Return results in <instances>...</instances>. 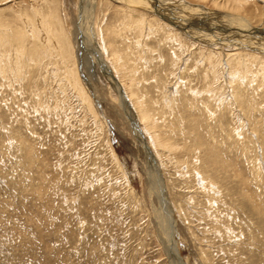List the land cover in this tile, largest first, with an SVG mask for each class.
<instances>
[{
  "label": "rangeland",
  "instance_id": "rangeland-1",
  "mask_svg": "<svg viewBox=\"0 0 264 264\" xmlns=\"http://www.w3.org/2000/svg\"><path fill=\"white\" fill-rule=\"evenodd\" d=\"M125 1L138 4L95 1L94 40L158 161L182 264H264V60L226 44H252L234 15L264 29V0L214 22L212 0L160 5L184 30L142 0ZM80 4L0 0L1 43L10 38L0 46V264H174L148 153L84 38ZM184 4L210 10L191 14ZM51 8L72 44L70 62L46 18ZM31 45L44 50L41 60Z\"/></svg>",
  "mask_w": 264,
  "mask_h": 264
},
{
  "label": "bare ground",
  "instance_id": "bare-ground-1",
  "mask_svg": "<svg viewBox=\"0 0 264 264\" xmlns=\"http://www.w3.org/2000/svg\"><path fill=\"white\" fill-rule=\"evenodd\" d=\"M95 1L96 0H82V5H81V10H80V13H81V16L84 18V38L87 40L88 43L92 44V42L94 43L95 40H96V37H95V33H94V21H93V13L94 11L92 12V10L90 11V8H94V5H95ZM116 1H123V0H116ZM176 1V0H175ZM187 1V0H185ZM200 1H207V0H200ZM213 3L211 5L212 10H214L215 14L213 13L212 16V21L213 20H218V18H222L225 17L224 15H229V13H226L224 11H228V12H234V11H239L242 7V5L244 3L247 2V0H212ZM260 1V0H259ZM263 1V0H262ZM125 3L127 4H131V5H137L138 4V1L136 2H133V1H125ZM141 2V0H140ZM167 0H142V4L140 6L150 10L151 12L153 11V13L155 12L156 14H158V17H160V21L162 20V22H164L163 24L165 25H169L171 24L172 26H175L176 28H180L181 30H184L182 29V25L178 22V20H180V17H177L179 14H176L174 16H171V15H168L167 13V8L169 9H173L171 7H167L169 4L167 3V6L166 7H163L164 8V11L160 10V5H164V3L166 4ZM169 2V1H168ZM182 2V1H180ZM179 2V3H180ZM190 2V1H189ZM264 2V1H263ZM170 3V2H169ZM184 3V1H183ZM202 3V2H201ZM178 4V3H177ZM129 5V6H131ZM171 5V4H170ZM183 5V4H182ZM197 4H194V5H190L188 4L186 6V4H184V8L187 10V12L191 13L192 14V11L193 9H196V12L201 10L202 11H207V10H210L208 9L207 7L205 6H196ZM200 5V4H198ZM210 5V4H209ZM165 6V5H164ZM140 8V7H139ZM176 8V7H175ZM178 8H181L178 6ZM132 9V8H131ZM192 9V10H191ZM33 10V9H32ZM130 10V8L128 9ZM141 10V9H140ZM144 10V9H143ZM142 10V11H143ZM132 11V10H131ZM184 11V10H183ZM145 12V11H144ZM169 12V11H168ZM180 12V11H179ZM148 13V12H147ZM208 13V12H207ZM212 13V12H211ZM2 14V11H0V18L2 17L1 16ZM132 14V13H131ZM140 14V13H139ZM151 14V13H150ZM203 14V13H202ZM218 14H221V15H218ZM134 15V13L132 14ZM210 15V14H209ZM21 16V15H20ZM37 16V15H36ZM152 15H150L151 17ZM189 16V15H188ZM194 16V15H193ZM204 16V15H203ZM232 16V15H231ZM234 16H236L235 21H236V24H237V27L239 25V29L242 31V35L243 33L246 34L247 31H252L249 32L251 33L249 36V38L251 39L252 41V44L251 42L250 43H247L246 40L242 39L243 37L242 36H239V37H242L240 39V41H237V42H233L232 43H226L227 44V47H228V44H229V48L227 49H239L238 47H248L250 48L251 50H256V51H253L254 53H249V54H252L254 55L256 53V56L257 58L260 59V57L262 58V60H264V29L263 28H258L254 25H250V20L242 15H239V14H235ZM122 17V16H121ZM139 17V16H138ZM138 17H135V18H138ZM153 17V16H152ZM46 18L48 19H52V22L54 23V27H53V33L54 35L57 37V42H58V45L60 47V52L64 53L63 55L66 56L68 58V61L69 59H71V57L73 56V53H72V50H73V47H72V44L71 42L68 40L67 36L66 35H63L64 33H62L60 31V18H58V14L56 12V10H54L53 8H51V11H49L47 14H46ZM96 18V17H95ZM130 18V16H129ZM128 18V19H129ZM153 18H156V17H153ZM182 18V17H181ZM190 18V17H189ZM229 18V17H228ZM240 18V19H239ZM4 19V18H2ZM14 19V18H13ZM18 18H16L17 20ZM140 19V18H139ZM143 19V18H142ZM157 19V18H156ZM198 19V18H197ZM11 20V19H10ZM130 20V19H129ZM133 20H134V16H133ZM149 20V19H148ZM210 20V19H209ZM231 20V19H230ZM5 21V19L3 20ZM14 21V20H13ZM55 21H57L58 23H56ZM152 21V20H150ZM157 21V20H155ZM189 21V20H188ZM194 19L191 21L193 23ZM253 21V20H252ZM8 22V20H7ZM6 22V23H7ZM12 22V21H10ZM15 22V21H14ZM137 22H140L141 23V27L139 26H136L139 27L138 29L141 30V29H144V21L143 20H138ZM208 22V21H207ZM214 22V21H213ZM260 22H264V18L260 19ZM3 22H0V28L2 27H6L7 24H1ZM9 23V22H8ZM18 24V22H16ZM77 23V22H76ZM132 23V22H131ZM191 23V25H192ZM12 24V23H10ZM81 24H82V21H81ZM139 24V23H138ZM151 24L153 25V23L151 22ZM183 24V22H182ZM202 24H205V23H202ZM233 24V23H232ZM9 25V24H8ZM15 25V23L13 24V26ZM59 25V28H57ZM150 25V24H149ZM160 25V24H159ZM159 25L157 26L156 29H158ZM167 25V27H168ZM170 25V26H171ZM197 25V24H196ZM248 25L250 27H248ZM261 25V24H259ZM11 26V25H10ZM12 26V27H13ZM163 26V25H162ZM160 26V27H162ZM209 26V25H208ZM217 26V24H216ZM236 26V25H235ZM19 27V26H18ZM154 27H156L154 25ZM165 27V26H163ZM198 27V26H197ZM204 27V26H203ZM218 27V26H217ZM223 27V26H222ZM234 27V25L232 26ZM263 27V26H262ZM8 28V27H6ZM5 28V29H6ZM132 28V27H130ZM149 28V27H148ZM213 28V27H212ZM134 29V28H133ZM220 29V27H219ZM234 29V28H233ZM9 30V29H7ZM12 30V29H11ZM137 30V29H136ZM146 30V29H145ZM155 30V29H154ZM165 30V28L163 29ZM175 30V29H174ZM204 30V29H203ZM215 30V29H214ZM213 30V31H214ZM218 30V29H217ZM1 31V30H0ZM132 31V29H131ZM151 31V30H150ZM166 31V30H165ZM236 31V30H235ZM239 31V32H241ZM83 32V31H82ZM137 32V31H136ZM145 32V31H144ZM158 32V31H157ZM211 32V31H210ZM246 32V33H245ZM11 33V32H10ZM114 33V32H113ZM151 33V32H150ZM159 33V32H158ZM161 33V32H160ZM160 33L158 35H160ZM162 33H164L162 31ZM209 33V32H207ZM237 33V32H236ZM248 33V34H249ZM0 34L4 35L2 33V31L0 32ZM146 34V33H145ZM152 34V33H151ZM204 34V33H203ZM8 35V34H7ZM5 35V36H7ZM141 35V33H140ZM157 35V36H158ZM1 36V35H0ZM13 36V35H12ZM107 36V35H106ZM169 36V35H168ZM172 36V35H171ZM206 36V35H205ZM209 36V35H208ZM243 36H246V35H243ZM248 36V35H247ZM8 37V36H7ZM152 37V36H151ZM236 37V36H235ZM256 37V38H254ZM3 38V37H2ZM92 38V39H91ZM226 38V37H225ZM7 39V38H6ZM16 39H18V41H20L23 45H24V42L25 40H21V36H18V33L16 34ZM95 39V40H94ZM150 39V37H149ZM171 39V38H170ZM212 39V38H211ZM1 40V39H0ZM5 40V39H4ZM10 40V38H9ZM6 41V42H2V40L0 41V46L3 47L4 49H7V46L9 44L10 41ZM161 40V39H160ZM169 40V39H168ZM175 40V38H174ZM249 40V39H247ZM254 40V41H253ZM172 41V40H171ZM233 41V40H232ZM244 41V42H243ZM250 41V40H249ZM223 43V42H222ZM11 44V43H10ZM97 43L95 42V47H93V55L95 58L99 59L100 62L103 64V69H106L104 70L106 72V74H108L109 78L111 79L112 83H113V87L115 88V90L117 91L118 95L120 96V100H121V103L122 105L127 109V113H128V117H129V120L133 123L134 125V130H135V134L136 136L138 137L139 139V142L140 144H142L145 148V150L147 151L148 153V157H149V162H148V171H149V174L151 177H153L151 180L152 182L155 184L154 185V188H153V193H156V196H158L159 198V205L158 207L155 209V214H156V219L158 221V226H159V230H160V236L162 238V241H163V244H164V248L165 250L167 251V255L170 256L172 259L171 261L174 263V264H182V261H181V257L179 255V253L177 252V241H176V236L177 233H176V227H177V224L175 222V219L172 215V213H170V210H169V207H168V202H167V198H166V195L164 194L163 190H162V187H163V184L160 180L161 178V174L158 172L157 168L159 166L158 165V161L154 155V152H152V149L149 147L148 145V141L146 140L145 138V135L143 133V131L140 129L141 126H139V121L137 120L136 118V115H135V112L133 111L134 110V105H131L132 103L130 102L129 100V97H128V94L126 93L125 89H124V85H122L118 79L116 78L118 75H117V71L113 68H109L103 61V57L101 55L102 52H100V50H98V46L96 45ZM254 44V45H253ZM57 45V46H58ZM112 45V44H111ZM208 45V44H206ZM212 46H216V45H220V43H216V44H210ZM223 45V44H222ZM233 45V46H231ZM12 46V44H11ZM226 46V45H224ZM204 47V46H203ZM222 47V46H221ZM97 48V49H96ZM102 48V46H101ZM218 48V47H217ZM30 49H31V52L33 54V57L35 60L34 61H38V60H41L42 56L44 55V50L39 48L38 46H33L31 45L30 46ZM103 49V48H102ZM101 49V50H102ZM113 49V48H112ZM209 49V48H208ZM2 50V49H1ZM105 50V49H104ZM103 50V51H104ZM6 51V50H5ZM9 51V50H8ZM209 51V50H208ZM219 51V50H218ZM59 52V51H58ZM118 52V51H117ZM117 52L115 51V49L113 51H111L112 53V57H113V60L114 62L117 61L119 62L120 59L122 58L121 55L117 54ZM212 52L213 49H212ZM245 52V51H244ZM247 52V51H246ZM147 53V52H146ZM215 54V53H214ZM221 54V53H220ZM233 54V53H232ZM248 55V54H247ZM63 56V57H64ZM228 57V55H226ZM251 56V55H250ZM74 57V56H73ZM147 57V56H146ZM209 57V56H208ZM216 57V56H215ZM245 57V56H244ZM243 57V58H244ZM225 58V56H224ZM230 58V57H228ZM250 58V57H249ZM213 59V58H212ZM256 59V58H254ZM65 61L67 59H64ZM77 60V59H76ZM75 60V62H77ZM214 60V59H213ZM234 60V59H233ZM67 61V62H68ZM256 61V60H255ZM260 61V60H259ZM70 62V61H69ZM212 63V62H211ZM78 64V63H77ZM105 64V65H104ZM115 64V63H114ZM214 64V63H213ZM116 65V64H115ZM216 65V64H215ZM258 65V64H257ZM262 65V64H261ZM102 66V65H101ZM78 67V66H77ZM216 67V66H215ZM214 67V68H215ZM116 68V67H115ZM262 68V67H261ZM70 70V69H69ZM110 70V71H109ZM212 70V69H211ZM248 70V69H247ZM251 70V69H250ZM263 70V69H262ZM241 71V70H240ZM252 71V70H251ZM259 71V70H258ZM70 72V71H69ZM68 72V73H69ZM218 72V71H217ZM235 72V71H234ZM254 72V71H253ZM260 72V71H259ZM70 75L71 72L69 73ZM78 74V73H77ZM113 74V75H112ZM115 74V75H114ZM244 74V73H243ZM74 75V74H73ZM117 75V76H116ZM214 75V74H213ZM242 75V73H241ZM261 75V73H260ZM73 77V76H72ZM244 77V76H243ZM73 79V78H72ZM244 79V78H243ZM76 81V80H75ZM74 81V83L77 85V83ZM78 81V80H77ZM81 81V80H80ZM82 83V81H81ZM80 85V84H79ZM82 85V84H81ZM79 88H81L79 86ZM83 88V86H82ZM81 88V89H82ZM84 89V88H83ZM127 89V88H126ZM77 91V89H76ZM82 94V93H81ZM142 117V116H141ZM143 121V119H142ZM144 124V123H143ZM150 125V124H149ZM148 126V125H147ZM150 128V127H149ZM155 128V127H154ZM149 130V129H147ZM146 130V131H147ZM148 133V132H147ZM146 133V134H147ZM151 137V136H150ZM153 137V136H152ZM160 142V141H158ZM152 145V144H150ZM155 145V144H154ZM156 146V145H155ZM160 171V170H159ZM158 177V179H157ZM160 190H162L161 192H159ZM247 201V200H246ZM176 233V234H175Z\"/></svg>",
  "mask_w": 264,
  "mask_h": 264
},
{
  "label": "water",
  "instance_id": "water-1",
  "mask_svg": "<svg viewBox=\"0 0 264 264\" xmlns=\"http://www.w3.org/2000/svg\"><path fill=\"white\" fill-rule=\"evenodd\" d=\"M88 49V48H87ZM90 51V50H89ZM91 52V51H90Z\"/></svg>",
  "mask_w": 264,
  "mask_h": 264
}]
</instances>
